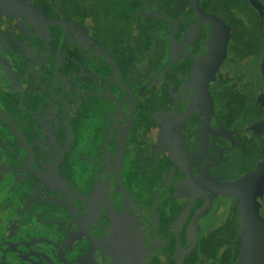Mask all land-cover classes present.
<instances>
[{
	"label": "flooded vegetation",
	"instance_id": "af4514ba",
	"mask_svg": "<svg viewBox=\"0 0 264 264\" xmlns=\"http://www.w3.org/2000/svg\"><path fill=\"white\" fill-rule=\"evenodd\" d=\"M80 1L85 5L66 13L64 30L54 23L50 33L37 29L33 35L20 34L19 43L5 37L7 43L0 44V90L9 94L0 96V197L8 177L11 194L0 208L12 213L0 216V264H114V247L121 246L118 259H123L124 243L133 244L128 235L121 239L130 233L125 227L132 224L126 220L131 205L143 207V222H134L141 235L146 240L155 235L164 246L162 253L154 247L153 258L164 256L171 264L173 235L161 217L162 226L153 231L149 214L173 192L200 181L201 187H210L219 173L222 180L240 174V162L248 154L241 125L231 133L209 111L211 81L199 99L215 129L210 143H198L197 153L181 151L171 141L159 147L155 143L157 130L172 116L160 111L179 106L173 87L182 84L178 66L159 71L173 43L184 40L181 9L187 6L198 14L195 0H132L126 15L106 17L95 9L98 1ZM33 2L46 13L49 0ZM109 18L123 28L114 29ZM260 23L256 20V34L264 26ZM92 114L101 124L89 140L91 152H80L81 128ZM51 115H63L65 122L58 127L48 121ZM190 123L189 128L181 125L182 137L207 136ZM74 156L95 165L83 185L75 179ZM158 178L160 197L147 202L146 193ZM212 203L222 206L220 196ZM184 228L182 224L181 235Z\"/></svg>",
	"mask_w": 264,
	"mask_h": 264
},
{
	"label": "rangeland",
	"instance_id": "374dc122",
	"mask_svg": "<svg viewBox=\"0 0 264 264\" xmlns=\"http://www.w3.org/2000/svg\"><path fill=\"white\" fill-rule=\"evenodd\" d=\"M49 1L44 13L33 0H0V44L7 43L5 37L19 43L20 34L33 35L37 29H47L50 33L54 23L64 30L68 24L66 13L85 5L80 0ZM92 1H98L95 9L104 17L117 13L126 15L124 11L130 10L133 4L132 0ZM181 10L184 40L173 43L159 71L163 74L176 66L181 69L178 74L181 73L182 84L173 87L179 106L160 111L162 115L170 112L172 116L157 130L155 143L159 147L171 141L181 151L190 148L186 150L190 153H197L198 143H210L208 137L215 129L209 121L207 106L199 99L206 90L204 87H208L206 84L215 81L206 94L209 111L212 109L231 133L232 127L241 125L240 134L248 154L241 162L238 160L240 174H227V180H222L218 172L210 180V187H201L200 181L180 193L167 195L166 200L160 198L155 204L158 210L149 214L155 223L153 231L158 224L162 226L161 217L174 238L171 264H182L184 260L186 263L190 260V264H264V26L257 34L254 30L256 20L264 24V0H199L198 14L187 11V6ZM48 14H57V18L46 16ZM169 16L173 15L167 14ZM109 21L114 29L123 28L121 23L115 24L114 19L109 18ZM192 41L197 45L192 46ZM0 96L7 98L9 94L0 90ZM52 106V101L47 103L49 109ZM60 116L51 115L47 119L59 127L65 122L63 115ZM190 121L197 131L207 132V136L195 140L187 133L188 140L182 137L181 125L189 128ZM206 175L212 176L208 172ZM160 183L162 179L146 193L147 202L160 197ZM217 196L222 206L213 205V198ZM142 208L130 206V218L126 220L132 224L125 227L130 233L121 234V239L128 235L133 244L124 243L123 259H118L121 246L114 247V264H118L117 260L119 264H166L169 261L164 256L155 260L153 255L157 249L160 248V253L164 249L161 241L155 235L146 240L141 228L134 226L136 220L143 222L145 218ZM133 209L138 210L133 213ZM182 224L183 235L180 234Z\"/></svg>",
	"mask_w": 264,
	"mask_h": 264
},
{
	"label": "clouds",
	"instance_id": "9594fccd",
	"mask_svg": "<svg viewBox=\"0 0 264 264\" xmlns=\"http://www.w3.org/2000/svg\"><path fill=\"white\" fill-rule=\"evenodd\" d=\"M101 121L98 115L92 114L89 116L88 119L84 120L83 126L81 128V137H80V144H79V151L80 152H91V145L89 144V140L93 134V131L96 126L100 125ZM78 156V154H77ZM77 156L73 157L74 167L76 172L78 173L75 177L76 182L80 185H83L85 181L90 178V173L93 171L95 165L89 164L84 160H80ZM10 180V177L4 180L5 191L3 197H0V202L3 201L4 198H9L11 196L10 193L7 191V183ZM11 209L8 208H0V216L8 217L11 215Z\"/></svg>",
	"mask_w": 264,
	"mask_h": 264
},
{
	"label": "water",
	"instance_id": "95a60500",
	"mask_svg": "<svg viewBox=\"0 0 264 264\" xmlns=\"http://www.w3.org/2000/svg\"><path fill=\"white\" fill-rule=\"evenodd\" d=\"M193 6H194V8H195V10H196L197 0L194 1Z\"/></svg>",
	"mask_w": 264,
	"mask_h": 264
}]
</instances>
